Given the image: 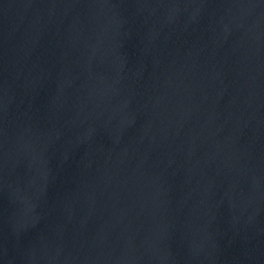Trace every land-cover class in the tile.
Returning <instances> with one entry per match:
<instances>
[{"label": "water", "instance_id": "95a60500", "mask_svg": "<svg viewBox=\"0 0 264 264\" xmlns=\"http://www.w3.org/2000/svg\"><path fill=\"white\" fill-rule=\"evenodd\" d=\"M0 264H264V0H0Z\"/></svg>", "mask_w": 264, "mask_h": 264}]
</instances>
